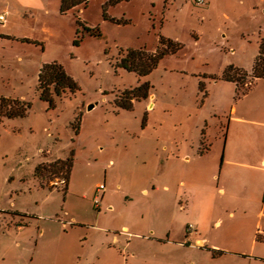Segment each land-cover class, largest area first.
Here are the masks:
<instances>
[{
    "label": "rangeland",
    "instance_id": "1",
    "mask_svg": "<svg viewBox=\"0 0 264 264\" xmlns=\"http://www.w3.org/2000/svg\"><path fill=\"white\" fill-rule=\"evenodd\" d=\"M6 12L0 98L30 108L0 118V264H264V192L224 196L210 181L232 109L264 122L256 81L224 79L230 67L252 74L264 0H91L65 13L62 0H0ZM161 39L179 49L147 75L122 67ZM53 63L76 89L46 101L39 75ZM247 140L239 161L261 153ZM71 155L68 189L42 185L37 167Z\"/></svg>",
    "mask_w": 264,
    "mask_h": 264
},
{
    "label": "trees",
    "instance_id": "2",
    "mask_svg": "<svg viewBox=\"0 0 264 264\" xmlns=\"http://www.w3.org/2000/svg\"><path fill=\"white\" fill-rule=\"evenodd\" d=\"M91 0H62V11L65 13L73 8L86 6ZM88 33L96 35L98 30L86 28ZM79 42L77 41L76 44ZM157 50L153 53L146 50H129L122 60V67L128 71H135L141 75H147L155 69L161 59L171 52L179 49V45L168 39H161ZM250 78V79H249ZM264 78V38L260 40L259 55L257 56L252 74L249 76L241 69L230 67L224 74V79L231 82H236L238 88H245L248 91L252 84ZM66 87L76 89L75 83L66 74L64 68L58 63L46 65L39 75L38 89L42 92V98L46 101H51L53 92L61 96ZM127 92L125 96L131 95ZM132 100V99H131ZM125 108H131L132 103ZM30 105L20 100L9 98H0V118L14 119L25 117ZM208 151V149H207ZM205 151L202 152L204 154ZM73 170V155L66 160H56L46 162L39 165L36 169V177L41 181L42 185L51 188L58 187L53 185L55 180L61 179L62 186L68 189L71 173Z\"/></svg>",
    "mask_w": 264,
    "mask_h": 264
},
{
    "label": "crops",
    "instance_id": "3",
    "mask_svg": "<svg viewBox=\"0 0 264 264\" xmlns=\"http://www.w3.org/2000/svg\"><path fill=\"white\" fill-rule=\"evenodd\" d=\"M253 93H261V95L264 97V78L256 81L253 88ZM151 106H153V104H150V107ZM247 110L248 111L255 110V112H258L261 109L249 108ZM252 115L257 116V114L255 113H253ZM245 126L247 128L246 130L244 129ZM244 136L247 137L248 139L247 141H250V143L252 142V144L255 145L256 147L257 146L262 147L260 154L249 153L248 155L247 153L245 157L247 160H249L248 162H245L244 159L239 161L237 160L238 156H235L238 150L239 153L240 152L241 154L243 153L242 148L241 146H239V144L243 142ZM231 141L233 145L230 152L231 154H229L228 153L229 143ZM226 144L227 145H226L224 165L222 169L219 171V173L213 174L210 178L211 184H214L211 185V190H221L224 196L227 195L228 192L227 190H260L262 197V192H264V122L261 123L254 120L249 121L246 119V117L239 114L238 107H234L231 112L229 128L226 134ZM225 165H228L227 171H224ZM233 167L245 168L247 169V172L236 173L233 170ZM251 171L256 172L257 175H259L257 184H254L256 178L253 177V173H251ZM238 181L245 183L243 188H240L238 187V185H236ZM166 190H169L168 186H166ZM263 207H264V203H263ZM216 225L218 226L220 225L222 227V222H217ZM197 244L201 246L202 244H204V241L199 240Z\"/></svg>",
    "mask_w": 264,
    "mask_h": 264
},
{
    "label": "built area",
    "instance_id": "4",
    "mask_svg": "<svg viewBox=\"0 0 264 264\" xmlns=\"http://www.w3.org/2000/svg\"><path fill=\"white\" fill-rule=\"evenodd\" d=\"M191 2H193L194 4L197 5H205L206 4V0H190ZM7 16H8V12L0 14V23H4L7 21ZM102 187H100L99 191H101ZM193 230V226L189 227V231Z\"/></svg>",
    "mask_w": 264,
    "mask_h": 264
}]
</instances>
